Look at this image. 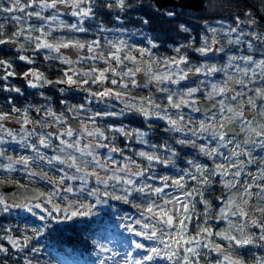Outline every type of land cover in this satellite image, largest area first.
Here are the masks:
<instances>
[{
	"label": "snow or ice",
	"instance_id": "obj_1",
	"mask_svg": "<svg viewBox=\"0 0 264 264\" xmlns=\"http://www.w3.org/2000/svg\"><path fill=\"white\" fill-rule=\"evenodd\" d=\"M235 3L0 0V264L69 221L91 264H264V14Z\"/></svg>",
	"mask_w": 264,
	"mask_h": 264
},
{
	"label": "trees",
	"instance_id": "obj_2",
	"mask_svg": "<svg viewBox=\"0 0 264 264\" xmlns=\"http://www.w3.org/2000/svg\"><path fill=\"white\" fill-rule=\"evenodd\" d=\"M262 2L264 0H247L249 5H254L264 14V8H261ZM204 6L203 9L195 11L184 9L186 13L185 19L193 26H198L202 23L201 18L217 19L219 15H227L229 8L240 7L241 5L236 4L235 0H206ZM145 31L148 30L146 29ZM197 31H199L198 27ZM149 34L151 33L149 32ZM192 34L195 35L196 33L193 32ZM109 37L112 38L111 34H109ZM138 38L140 39V37ZM160 54H166L163 48L160 49ZM37 67H40L39 60ZM22 70L18 69V71ZM40 70L45 71L46 69L45 67H40ZM50 78L54 77L50 76ZM29 91L32 90L30 89ZM47 94L51 95L52 93L49 92ZM163 127V121L157 122V136L161 139L163 137L159 134ZM17 151H19L18 148ZM217 193H214V195ZM2 222L7 223V221ZM66 223L67 227L61 224L59 231L52 232L41 240V244L44 245L43 261L45 264H91V261L95 260L96 257L93 254L94 249L91 239H85L84 227L79 223L73 226L71 221Z\"/></svg>",
	"mask_w": 264,
	"mask_h": 264
},
{
	"label": "water",
	"instance_id": "obj_3",
	"mask_svg": "<svg viewBox=\"0 0 264 264\" xmlns=\"http://www.w3.org/2000/svg\"><path fill=\"white\" fill-rule=\"evenodd\" d=\"M160 2L164 5L166 4H170V3H173V2H181L183 3V5L185 6H188V7H197V8H200V7H203V4H204V0H180V1H175V0H160Z\"/></svg>",
	"mask_w": 264,
	"mask_h": 264
},
{
	"label": "rangeland",
	"instance_id": "obj_4",
	"mask_svg": "<svg viewBox=\"0 0 264 264\" xmlns=\"http://www.w3.org/2000/svg\"><path fill=\"white\" fill-rule=\"evenodd\" d=\"M36 186H39L40 187V185H36Z\"/></svg>",
	"mask_w": 264,
	"mask_h": 264
}]
</instances>
